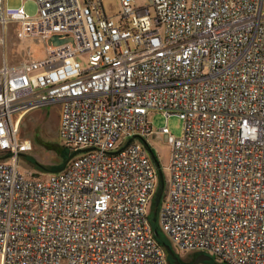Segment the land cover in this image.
Listing matches in <instances>:
<instances>
[{
    "label": "built area",
    "instance_id": "1",
    "mask_svg": "<svg viewBox=\"0 0 264 264\" xmlns=\"http://www.w3.org/2000/svg\"><path fill=\"white\" fill-rule=\"evenodd\" d=\"M34 1L30 17L0 0V26L44 53L0 66V264H169L148 216L151 111L182 122L180 138L157 131L159 232L178 253L264 264V0H120L114 16ZM50 106L73 155L40 180L17 168L32 147L19 127Z\"/></svg>",
    "mask_w": 264,
    "mask_h": 264
},
{
    "label": "rangeland",
    "instance_id": "2",
    "mask_svg": "<svg viewBox=\"0 0 264 264\" xmlns=\"http://www.w3.org/2000/svg\"><path fill=\"white\" fill-rule=\"evenodd\" d=\"M120 0H103V8L107 16H114L120 9ZM139 7H144L147 0H135ZM8 8L23 7L25 12L30 16H35L37 6L34 0H6ZM17 28L14 24H9L5 28L0 26V66L6 63L7 66H16L24 59L21 53L22 45L16 37ZM21 47V48H20ZM41 53V52H40ZM36 56L37 58L40 57ZM149 120L154 131V134L147 138V143L155 156L159 168L161 170L164 189L162 199L166 192L167 182L169 180V171L167 168L169 145L165 143L164 137L157 134L161 128L166 127L173 138H180L182 134V122L176 116L168 117L159 112L151 111ZM59 124V108L50 106L40 110L28 113L19 127L21 138L29 139L32 143L31 150L23 154L17 162L19 172L26 176H34L40 180H46L49 175L55 173L57 168H60L70 160L73 152L67 149L62 143V139L58 134ZM162 202V201H161ZM152 209H154L152 207ZM148 216L155 218V227L159 233L162 244L169 245V239L163 233L159 232L157 217H154V212L151 213V208L148 209ZM174 255L178 258L181 264H192L200 255H206L210 258L208 262H198L197 264H221L210 255L187 251L185 253L176 252L175 248H171Z\"/></svg>",
    "mask_w": 264,
    "mask_h": 264
},
{
    "label": "water",
    "instance_id": "3",
    "mask_svg": "<svg viewBox=\"0 0 264 264\" xmlns=\"http://www.w3.org/2000/svg\"><path fill=\"white\" fill-rule=\"evenodd\" d=\"M48 44H52V45H58L60 44V42L57 40V38H52L50 40V42H48ZM142 144L144 145V147L146 148L147 152L149 153V156L157 170V175H158V187L157 190L155 192L154 198H153V208H154V217L156 216V212L158 209V206L160 204V200L162 197V193H163V189H164V181H163V176L161 173V170L159 168V164L155 158V156L153 155L150 147L148 146V144L141 139ZM67 163V162H66ZM66 163L64 164V166L66 165ZM152 223L155 222V218H153ZM154 235L157 236V232L154 231ZM163 248L165 249L167 255L172 259L173 264H181L178 260V258L174 255L172 249L170 248L169 245H163ZM210 261V258L206 255H200L196 258L195 262L192 264H197L198 262H208Z\"/></svg>",
    "mask_w": 264,
    "mask_h": 264
},
{
    "label": "crops",
    "instance_id": "4",
    "mask_svg": "<svg viewBox=\"0 0 264 264\" xmlns=\"http://www.w3.org/2000/svg\"><path fill=\"white\" fill-rule=\"evenodd\" d=\"M134 3H135V5L137 6V7H139L138 6V4H136V2H135V0H134ZM20 45H22V48L20 49L21 50V53L23 54V59H25L26 58V54L28 53V51L29 50H32V52H33V55H34V57L35 58H37L36 56H39V55H41L40 57H38V59L39 58H42L43 56H44V53H43V47H42V45L40 44V43H38V42H35V41H29V42H26V43H21ZM41 52V53H40ZM21 63V62H20ZM20 63H18V64H20ZM17 64V65H18ZM16 65V66H17ZM11 66V65H10ZM11 67H14V66H11Z\"/></svg>",
    "mask_w": 264,
    "mask_h": 264
},
{
    "label": "trees",
    "instance_id": "5",
    "mask_svg": "<svg viewBox=\"0 0 264 264\" xmlns=\"http://www.w3.org/2000/svg\"><path fill=\"white\" fill-rule=\"evenodd\" d=\"M63 167H64V164H63V166H61L60 168H57V169L55 170V172H59V171H61V170L63 169ZM152 207H153V205H151V213L154 212V209H152ZM150 219L152 220L151 216H150ZM151 225H152V229H153V231L157 232V236H155L156 241H157L161 246L165 245V244H162V240L160 239L159 233H158V231H157V229H156V227H155V224L152 223V221H151ZM166 254H167V253H166ZM167 260H168V263H169V264H173L172 259H171L168 255H167Z\"/></svg>",
    "mask_w": 264,
    "mask_h": 264
}]
</instances>
